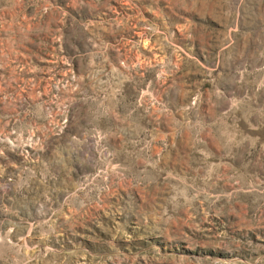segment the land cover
<instances>
[{
    "label": "rangeland",
    "instance_id": "rangeland-1",
    "mask_svg": "<svg viewBox=\"0 0 264 264\" xmlns=\"http://www.w3.org/2000/svg\"><path fill=\"white\" fill-rule=\"evenodd\" d=\"M0 264H264V0H0Z\"/></svg>",
    "mask_w": 264,
    "mask_h": 264
}]
</instances>
